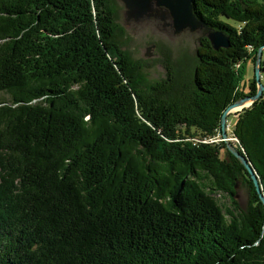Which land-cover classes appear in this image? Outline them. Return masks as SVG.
Wrapping results in <instances>:
<instances>
[{
  "label": "trees",
  "instance_id": "16d2710c",
  "mask_svg": "<svg viewBox=\"0 0 264 264\" xmlns=\"http://www.w3.org/2000/svg\"><path fill=\"white\" fill-rule=\"evenodd\" d=\"M191 7L229 46L202 36L177 62L165 48L148 82L115 0H0V264H264V204L214 141L257 92L264 0ZM230 115L264 195V90Z\"/></svg>",
  "mask_w": 264,
  "mask_h": 264
},
{
  "label": "rangeland",
  "instance_id": "374dc122",
  "mask_svg": "<svg viewBox=\"0 0 264 264\" xmlns=\"http://www.w3.org/2000/svg\"><path fill=\"white\" fill-rule=\"evenodd\" d=\"M118 11V23L124 29V35L122 38L123 49L127 50L132 58L141 60L143 65V72L145 73L146 80L153 82L165 77L166 71L160 60L163 59V52L165 48L169 51L170 59L173 62H177L183 59L192 57L196 52V48L199 45V39L202 36H206L202 30H190L189 27H177L173 23L172 16L170 14H162V11L166 10V7L160 8L156 6L158 12H153L150 15H142L134 18L128 16L126 13L127 8L121 0H115ZM262 71L260 73V82L264 85V51L262 54ZM254 75V66L252 60H247L244 69V77L242 82V88L244 91H248L249 80ZM0 97L7 98L5 94L0 93ZM237 112V110H235ZM235 111H231L233 113ZM235 116L230 115L228 119L227 136L222 139L218 138V141L229 140V142L235 143L232 136L231 123L235 122ZM221 136V135H220ZM217 141V142H218ZM224 150L221 155L224 156ZM248 187L241 182L237 185V201L239 207L246 209L248 203ZM220 204L229 205L228 195L222 194L215 195Z\"/></svg>",
  "mask_w": 264,
  "mask_h": 264
},
{
  "label": "water",
  "instance_id": "95a60500",
  "mask_svg": "<svg viewBox=\"0 0 264 264\" xmlns=\"http://www.w3.org/2000/svg\"><path fill=\"white\" fill-rule=\"evenodd\" d=\"M125 7L127 8L126 13L128 16H133L134 18L138 16H142L144 14L150 15L154 11L158 12V9L155 8L159 6L160 8L166 7L165 11H162V14H170L173 19V23L177 27H189L190 30H202L203 33L206 34V37L210 41L212 47L214 49L218 48H226L229 46L228 36L224 34V32L220 29H211L207 26L205 22L200 20L195 16L192 11L191 1L192 0H121ZM264 50V45L260 46L257 50L256 60H255V80L257 82V92L254 95H247L245 97H241L236 100L230 106H228L222 114L221 118V133L222 137L227 136L226 132V119L227 115L235 108L240 107L238 111L242 108L249 106L252 102L257 100L262 91L264 90V86L260 82V67H261V58L262 52ZM249 102V103H248ZM245 103H247L245 105ZM225 145L229 152L235 156L245 167L247 172L250 175L252 183L255 187L256 192L259 194V197L264 204V195L261 192V188L258 182V179L251 167L248 163L247 159L238 151L236 146L229 142V140H225ZM235 193L234 198L237 200V184L235 185Z\"/></svg>",
  "mask_w": 264,
  "mask_h": 264
},
{
  "label": "built area",
  "instance_id": "2783aa9c",
  "mask_svg": "<svg viewBox=\"0 0 264 264\" xmlns=\"http://www.w3.org/2000/svg\"><path fill=\"white\" fill-rule=\"evenodd\" d=\"M227 122H228V121H226V132H227V130H228V124H229V123L227 124ZM227 134H228V133H227ZM218 136H220V135H218ZM218 136H217V138L214 139V141H218ZM232 136H233V134H232ZM220 139H222V138H220ZM233 139H234L235 141L237 140L234 136H233Z\"/></svg>",
  "mask_w": 264,
  "mask_h": 264
},
{
  "label": "bare ground",
  "instance_id": "6f19581e",
  "mask_svg": "<svg viewBox=\"0 0 264 264\" xmlns=\"http://www.w3.org/2000/svg\"><path fill=\"white\" fill-rule=\"evenodd\" d=\"M249 103V102H248ZM247 103H245L246 105ZM240 107H235L232 111L238 110Z\"/></svg>",
  "mask_w": 264,
  "mask_h": 264
},
{
  "label": "clouds",
  "instance_id": "9594fccd",
  "mask_svg": "<svg viewBox=\"0 0 264 264\" xmlns=\"http://www.w3.org/2000/svg\"><path fill=\"white\" fill-rule=\"evenodd\" d=\"M226 121H227V119H226Z\"/></svg>",
  "mask_w": 264,
  "mask_h": 264
},
{
  "label": "flooded vegetation",
  "instance_id": "af4514ba",
  "mask_svg": "<svg viewBox=\"0 0 264 264\" xmlns=\"http://www.w3.org/2000/svg\"><path fill=\"white\" fill-rule=\"evenodd\" d=\"M155 8H157V7H155Z\"/></svg>",
  "mask_w": 264,
  "mask_h": 264
}]
</instances>
